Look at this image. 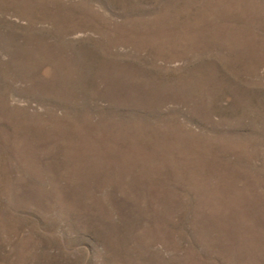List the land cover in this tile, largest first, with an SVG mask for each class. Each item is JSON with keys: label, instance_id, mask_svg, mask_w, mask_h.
Instances as JSON below:
<instances>
[{"label": "rangeland", "instance_id": "obj_1", "mask_svg": "<svg viewBox=\"0 0 264 264\" xmlns=\"http://www.w3.org/2000/svg\"><path fill=\"white\" fill-rule=\"evenodd\" d=\"M0 264H264V0H0Z\"/></svg>", "mask_w": 264, "mask_h": 264}]
</instances>
